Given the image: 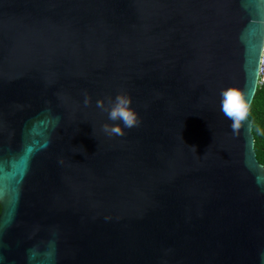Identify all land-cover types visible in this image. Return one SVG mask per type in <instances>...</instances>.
<instances>
[{"label": "water", "instance_id": "obj_1", "mask_svg": "<svg viewBox=\"0 0 264 264\" xmlns=\"http://www.w3.org/2000/svg\"><path fill=\"white\" fill-rule=\"evenodd\" d=\"M263 41L264 0H0V264H264L252 121L221 111ZM117 93L140 123L109 136Z\"/></svg>", "mask_w": 264, "mask_h": 264}, {"label": "clouds", "instance_id": "obj_2", "mask_svg": "<svg viewBox=\"0 0 264 264\" xmlns=\"http://www.w3.org/2000/svg\"><path fill=\"white\" fill-rule=\"evenodd\" d=\"M264 86V56L261 57L260 67L258 69L257 84L259 89ZM221 111L226 118L231 121L230 127L233 133L239 132L241 127L250 118V108L252 100L248 98L247 92L239 87L229 86L221 91ZM105 99H97L96 106L103 111H107L108 120L111 124L102 125V130L109 136H123L124 129L137 127L140 123L137 112L131 107V97L125 93H117L112 97ZM85 106L90 104V97L85 94ZM123 125V127H121ZM254 143L253 147L256 152L257 160L264 165V146L255 138V130L253 126ZM196 151L195 146H192Z\"/></svg>", "mask_w": 264, "mask_h": 264}, {"label": "trees", "instance_id": "obj_3", "mask_svg": "<svg viewBox=\"0 0 264 264\" xmlns=\"http://www.w3.org/2000/svg\"><path fill=\"white\" fill-rule=\"evenodd\" d=\"M250 120L252 121V134L254 126L255 138L264 146V86L256 88L250 108Z\"/></svg>", "mask_w": 264, "mask_h": 264}, {"label": "built area", "instance_id": "obj_4", "mask_svg": "<svg viewBox=\"0 0 264 264\" xmlns=\"http://www.w3.org/2000/svg\"><path fill=\"white\" fill-rule=\"evenodd\" d=\"M264 56V41H263V46H262V50H261V54H260V59H259V65H258V69L260 67V61H261V57Z\"/></svg>", "mask_w": 264, "mask_h": 264}]
</instances>
